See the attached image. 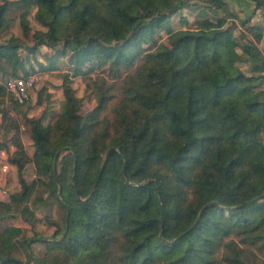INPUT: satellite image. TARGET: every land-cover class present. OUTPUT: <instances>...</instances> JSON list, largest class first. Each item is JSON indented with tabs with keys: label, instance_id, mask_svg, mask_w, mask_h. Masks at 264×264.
<instances>
[{
	"label": "trees",
	"instance_id": "16d2710c",
	"mask_svg": "<svg viewBox=\"0 0 264 264\" xmlns=\"http://www.w3.org/2000/svg\"><path fill=\"white\" fill-rule=\"evenodd\" d=\"M250 1L264 22V0ZM198 2L195 28L174 29L171 17ZM33 7L46 30L33 45L0 41V69L26 75L21 48L70 50L95 106L80 112L64 74L59 111L45 124L25 118L31 156L19 104L0 109L20 186L0 199V224L25 223L0 228V263L264 264V25L244 20L240 44L225 0H5L0 33L18 13L25 36ZM38 215L50 236L36 229Z\"/></svg>",
	"mask_w": 264,
	"mask_h": 264
},
{
	"label": "rangeland",
	"instance_id": "374dc122",
	"mask_svg": "<svg viewBox=\"0 0 264 264\" xmlns=\"http://www.w3.org/2000/svg\"><path fill=\"white\" fill-rule=\"evenodd\" d=\"M5 0H0V4ZM65 2V0H62ZM229 6V9L233 14H235V17L228 18V25L229 29L233 33L234 37H236V40L238 43L244 42L241 34H242V22L246 19H249V22L251 25L255 26H263V20L262 18H259V15L255 13V8L253 9L249 5H247L246 1L241 0H225ZM250 1V0H247ZM203 7V4L201 2L190 4L188 7L183 8L179 12L175 13L171 17V26L174 29H180V28H195L196 22L199 21V14L198 11L200 8ZM36 8L33 7L28 15L29 20V31L25 36L21 34V29L19 26V21L17 14L15 15V9H11L9 11V16H14L13 20L9 25L2 30L0 33V41L6 40L11 36L19 37L23 43H28L29 45H33V38L32 34L35 31L41 30L45 31L46 28L40 25L34 18ZM209 12V11H208ZM183 19V20H181ZM72 20L71 18V12L70 10H65L59 17L58 26L60 30L64 29V27L70 23ZM156 39L160 41H164L166 39L165 33L162 30H159L156 35ZM258 47L264 54V36L261 38V40L258 42ZM56 48H60V46H56ZM236 51L238 53L241 52L240 48L237 47ZM19 56L23 60V66L25 67L26 71H34L39 70L41 74V80L37 83L36 87L33 89V91L30 94V98L24 103L19 105L17 109V113L14 114V117L18 120L20 125V135L22 142L28 152V154L31 156L34 152V146L33 142L30 138V132H29V126L25 122L26 116L28 117H41L43 123L49 122L51 116L54 112H58L60 109L61 101L63 100V93H62V84L63 80L62 77L64 74H68V78L70 80V85L74 89V93L78 98H81L82 105L80 108L81 113H85L87 111H90L95 106V101L91 100L90 92L86 90L85 84L82 81V71L85 69H82L81 72H77L75 74L73 70L72 62L70 61V54L71 51L67 50L64 54H61L57 49L50 48L45 45H40L37 47L35 53H30L26 49H19L18 50ZM26 59V60H25ZM53 61V64H50L49 61ZM41 63V66L39 65ZM236 66H238L240 69L247 71V64L236 62ZM22 73L21 70H18L17 74ZM12 74L9 71L8 66H6V70L2 71L0 69V85L3 86V82L8 76H11ZM4 88V87H3ZM42 88L43 91H42ZM0 90V109L5 107H13V102L10 101L9 96L3 93L1 94ZM41 99L42 102V110L38 112V114H34V110L37 105V100ZM48 102L49 109H45ZM32 112V113H31ZM1 135L3 140L9 137L8 133H4L2 129H0ZM261 138L264 140V133L261 134ZM2 144V143H1ZM4 146V143L2 144ZM10 147H12L11 144H9ZM4 149V148H2ZM1 150V149H0ZM12 149H9V147H6L5 153L8 156V152L12 151ZM13 166V165H12ZM14 167V166H13ZM13 169L8 165H4L3 167H0V194L9 196L10 193L14 191H18L20 189L18 178L16 174V168ZM23 176L27 182H31L35 176V167L32 162H28L24 168ZM21 225L23 226L25 223L19 219H6L2 221L0 224V228L2 229L6 225ZM36 229L40 230L43 236H50L52 229L47 226L45 221L38 215V221L36 223ZM43 244L34 243L31 246V251L37 255H42L44 249Z\"/></svg>",
	"mask_w": 264,
	"mask_h": 264
},
{
	"label": "built area",
	"instance_id": "2783aa9c",
	"mask_svg": "<svg viewBox=\"0 0 264 264\" xmlns=\"http://www.w3.org/2000/svg\"><path fill=\"white\" fill-rule=\"evenodd\" d=\"M41 72L34 70L22 76H8L3 82V87L10 101L19 105L24 104L29 98L37 83L41 80Z\"/></svg>",
	"mask_w": 264,
	"mask_h": 264
},
{
	"label": "crops",
	"instance_id": "0c3cea01",
	"mask_svg": "<svg viewBox=\"0 0 264 264\" xmlns=\"http://www.w3.org/2000/svg\"><path fill=\"white\" fill-rule=\"evenodd\" d=\"M241 1H243V2L246 1L247 2V5H249L253 9L255 8L254 7V4L251 1H247V0H241ZM255 13L259 15V18H262L261 9H256L255 10ZM262 20H263V18H262ZM262 25H264V22L262 23ZM42 109L43 108H42V102H41L39 105L36 106L35 109H33L34 110V114H32V115L35 116V114H38V112H40ZM0 118H1V115H0ZM9 142H10L9 141V137L6 138L5 140H3L2 135H1V132H0V145H1V143L2 144L4 143V146H5V147H3L4 149L0 148L1 149L0 150V167L1 166L3 167L4 165H6V166L9 165L13 169V171H14L15 170L14 167L7 160V154H4L5 153L4 151H5L6 147H9V149H12V147H10V145H9L10 144ZM8 198H9V196H5V195H1L0 194V199H2V200H8Z\"/></svg>",
	"mask_w": 264,
	"mask_h": 264
}]
</instances>
